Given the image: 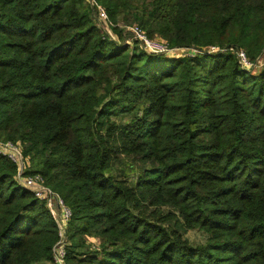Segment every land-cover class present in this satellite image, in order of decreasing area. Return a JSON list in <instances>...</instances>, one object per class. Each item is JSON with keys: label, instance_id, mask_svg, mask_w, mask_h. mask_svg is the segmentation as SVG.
Masks as SVG:
<instances>
[{"label": "trees", "instance_id": "trees-1", "mask_svg": "<svg viewBox=\"0 0 264 264\" xmlns=\"http://www.w3.org/2000/svg\"><path fill=\"white\" fill-rule=\"evenodd\" d=\"M94 2L120 42L137 24L172 48L264 50V0ZM93 9L0 0V139L71 208L67 264H264V67L120 45ZM16 173L0 156V264H48L58 224Z\"/></svg>", "mask_w": 264, "mask_h": 264}, {"label": "built area", "instance_id": "built-area-1", "mask_svg": "<svg viewBox=\"0 0 264 264\" xmlns=\"http://www.w3.org/2000/svg\"><path fill=\"white\" fill-rule=\"evenodd\" d=\"M88 2L96 7L99 20L104 23L107 29V36L120 43V45L134 47L137 45L147 54L165 56V57H190L194 58L204 54H219L232 52L242 69L251 72H258L264 67V50L255 61L251 60L244 49L234 47L219 48L211 46L207 48H172L167 42L151 38L140 26L130 28L123 32V41H119L118 37L111 32L109 26L108 13L105 8L97 5L94 0ZM102 31L104 30L99 24L97 25ZM112 28V27H111ZM129 36V39L127 38ZM0 156L7 157L17 166L15 180L23 189L31 192L37 199L46 203L52 217L58 224V241L52 249V260L48 264H67L68 247L70 241V223L73 217L71 208L45 184V180L40 174H28L27 160L23 155V147L21 142L3 141L0 139ZM88 245L92 251H100V242L93 238H86Z\"/></svg>", "mask_w": 264, "mask_h": 264}, {"label": "rangeland", "instance_id": "rangeland-1", "mask_svg": "<svg viewBox=\"0 0 264 264\" xmlns=\"http://www.w3.org/2000/svg\"><path fill=\"white\" fill-rule=\"evenodd\" d=\"M88 1V0H87ZM89 3V2H88ZM90 4V3H89ZM91 5V4H90ZM92 6V5H91ZM92 7H94V6H92ZM94 10V18H95V22H96V24L98 25H100L101 27H103L104 28V30H103V32L104 33H106L107 34V29L105 28V26H104V23L103 22H101L100 20H99V17H98V13H97V10H95V9H93ZM109 26H110V24H109ZM136 26H139V25H137V24H130V25H127V26H123V32H125L126 30H128V29H130V28H133V27H136ZM142 28V27H141ZM110 29H111V32L113 33V35L114 36H116V38H117V34L112 30V28L110 27ZM143 29V28H142ZM144 30V29H143ZM145 32H146V30H145ZM147 33V32H146ZM148 34V33H147ZM128 39H129V36L127 37ZM152 38V37H151ZM153 38H155V39H159V40H162V41H165V40H163L160 36H158V35H156V36H154ZM121 41H123V40H121ZM166 42V41H165ZM168 43V42H167ZM120 44V43H119ZM169 44V43H168ZM253 61H255V60H253ZM114 170H113V173H115V174H118V173H120L121 172V168L123 169L124 167H125V165H123L122 163H114ZM193 244H200V243H202L203 241H204V239L206 240V235L205 234H203V233H200V232H196V231H191V232H188V234H187V236H186ZM205 242V241H204Z\"/></svg>", "mask_w": 264, "mask_h": 264}]
</instances>
